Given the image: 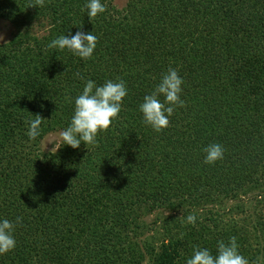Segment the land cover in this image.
I'll use <instances>...</instances> for the list:
<instances>
[{
    "label": "trees",
    "instance_id": "16d2710c",
    "mask_svg": "<svg viewBox=\"0 0 264 264\" xmlns=\"http://www.w3.org/2000/svg\"><path fill=\"white\" fill-rule=\"evenodd\" d=\"M87 2L0 0L15 28L0 42V221L22 218L0 264H185L193 246L216 255L233 236L249 264L264 257V212L193 213L238 195L264 202V0H101L92 19ZM78 30L97 37L91 58L48 47ZM170 67L185 104L157 132L139 105ZM89 79L125 82L118 117L95 145L42 150ZM212 143L223 159L206 164Z\"/></svg>",
    "mask_w": 264,
    "mask_h": 264
},
{
    "label": "clouds",
    "instance_id": "9594fccd",
    "mask_svg": "<svg viewBox=\"0 0 264 264\" xmlns=\"http://www.w3.org/2000/svg\"><path fill=\"white\" fill-rule=\"evenodd\" d=\"M44 2L45 0H35V3L29 4L28 7H43ZM81 10H86L89 19H92L103 13L106 8L101 0H88ZM96 44L97 37L95 35L91 32L86 33L78 30L74 35H60L53 39L48 47L68 49L82 59H89ZM75 75L78 78H83L79 73ZM183 83L182 77L175 68L170 67L162 75L154 90L145 95L143 102L139 105L145 124L150 125L157 132L169 126V117L173 114L175 107H183L185 104V101L180 97ZM127 91L123 80L115 82L108 80L101 86H97L93 80H87L82 93L75 98L74 113L69 126L59 133L62 145L67 144L74 149L78 148L81 142L95 145L97 134L106 131L112 121L118 117ZM160 96L164 97L163 101L160 100ZM43 119L36 115L35 119L29 122L27 135L30 139L34 140L40 136V125ZM203 151L206 154L204 163L213 164L217 160L223 159L225 150L221 144L212 143ZM21 219V217H16L15 223L8 219L0 221V254L7 253L15 247L13 231ZM186 222L195 224V215L189 214L186 217ZM182 236L183 234H181V238ZM238 247L235 236L231 237L227 243L218 241L216 255H213L207 248L193 246L192 255L185 264H249L248 259L239 253ZM253 264H264V257H258Z\"/></svg>",
    "mask_w": 264,
    "mask_h": 264
},
{
    "label": "rangeland",
    "instance_id": "374dc122",
    "mask_svg": "<svg viewBox=\"0 0 264 264\" xmlns=\"http://www.w3.org/2000/svg\"><path fill=\"white\" fill-rule=\"evenodd\" d=\"M113 4L116 5L118 8H122L125 6L128 0H112ZM41 28V27H39ZM35 31V30H34ZM15 32V28L6 20L0 19V42H5ZM41 33V32H37ZM62 131V129L59 130H54L46 134L40 143V147L44 151H55L58 147L59 144L61 143L59 133ZM258 200H261L260 198L258 199L255 195L253 194H248L245 196H240L238 195L237 197L233 198L232 200H227L225 201L222 205L219 206H198L194 209L193 213L195 214H203L205 211L208 212V217L211 215L209 211H212L214 213H221L223 216L227 215H234L236 217H244L246 215H249V212H256L259 216L264 212V202H257ZM252 208V210H251ZM153 215V214H152ZM149 216L148 220L150 221L155 220V215ZM245 225L250 226V222L246 223ZM160 228V227H159ZM159 228H156V230H160ZM152 234H158L153 233V231L147 232L146 235L151 236Z\"/></svg>",
    "mask_w": 264,
    "mask_h": 264
}]
</instances>
